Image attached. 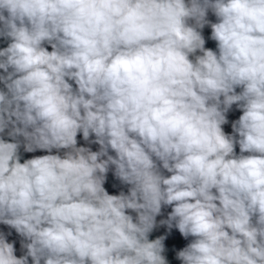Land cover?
I'll return each mask as SVG.
<instances>
[{
    "label": "clouds",
    "instance_id": "9594fccd",
    "mask_svg": "<svg viewBox=\"0 0 264 264\" xmlns=\"http://www.w3.org/2000/svg\"><path fill=\"white\" fill-rule=\"evenodd\" d=\"M173 230L264 264V0H0V264H171Z\"/></svg>",
    "mask_w": 264,
    "mask_h": 264
},
{
    "label": "trees",
    "instance_id": "16d2710c",
    "mask_svg": "<svg viewBox=\"0 0 264 264\" xmlns=\"http://www.w3.org/2000/svg\"><path fill=\"white\" fill-rule=\"evenodd\" d=\"M209 35H210V31H208V36H209ZM206 46H207V47L215 48V43L212 42V41H208V43L206 44ZM25 157L28 158V155L25 154ZM113 183H116V181H114V180L111 178V174H110V175H109V182H108V184H106V187H107L108 189H113V188L111 187V185H112ZM116 191H118V188H117V189H113V192H114V193H115ZM157 235H160V234H158L157 232H154V233H153V238H155V236H157ZM165 243H166V246H168V248H169L168 255H169V260H170L171 264H179V262L176 261V260L174 259V256H175V251H176V250H179V248H181V243L178 241L176 244H172L170 240H166ZM173 246H174V247H173Z\"/></svg>",
    "mask_w": 264,
    "mask_h": 264
},
{
    "label": "rangeland",
    "instance_id": "374dc122",
    "mask_svg": "<svg viewBox=\"0 0 264 264\" xmlns=\"http://www.w3.org/2000/svg\"><path fill=\"white\" fill-rule=\"evenodd\" d=\"M239 115H240L239 111L233 110L232 112H230L228 114L229 121H232L234 119H238ZM224 127H225V131H227V132L231 131L230 123L228 125H225ZM38 154H43V153H39V152L35 153V155H38ZM31 155H34V154H31ZM160 232H161V234H164L165 229H160ZM168 240H170L172 244H176L179 241L181 243V247H183L187 243V241L183 240V238L180 237L178 231H176V230L173 231V234L168 238Z\"/></svg>",
    "mask_w": 264,
    "mask_h": 264
},
{
    "label": "crops",
    "instance_id": "0c3cea01",
    "mask_svg": "<svg viewBox=\"0 0 264 264\" xmlns=\"http://www.w3.org/2000/svg\"><path fill=\"white\" fill-rule=\"evenodd\" d=\"M208 31H210V29H205V36H206V38L208 37ZM81 142L83 143V141H81ZM27 155H28V157H30L31 154H27ZM112 193H114V192H112ZM157 233L160 234V235H162L161 232H160V230H158Z\"/></svg>",
    "mask_w": 264,
    "mask_h": 264
},
{
    "label": "built area",
    "instance_id": "2783aa9c",
    "mask_svg": "<svg viewBox=\"0 0 264 264\" xmlns=\"http://www.w3.org/2000/svg\"><path fill=\"white\" fill-rule=\"evenodd\" d=\"M110 192H113V189H109Z\"/></svg>",
    "mask_w": 264,
    "mask_h": 264
}]
</instances>
